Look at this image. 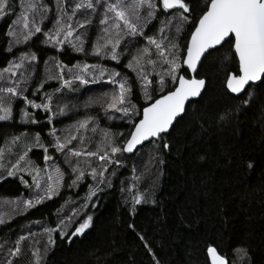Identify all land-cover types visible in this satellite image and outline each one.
<instances>
[{"label": "trees", "instance_id": "trees-1", "mask_svg": "<svg viewBox=\"0 0 264 264\" xmlns=\"http://www.w3.org/2000/svg\"><path fill=\"white\" fill-rule=\"evenodd\" d=\"M44 2L52 9L50 20L42 25L43 31L47 32L53 28L56 0ZM65 2L71 4L72 0ZM12 3L14 14L0 18V70L22 52L35 53L37 60L32 62L35 71L29 69L25 73V76L31 75V79L24 95L36 103L47 102L46 96L50 95L52 112L32 108L18 97L12 101L13 118L0 121V149H5L0 161L3 164L0 167V205L5 199L34 196L35 172L32 169H41V177L46 168L58 165L65 175L58 194L51 199H45L22 213L8 212V217L4 218L6 222L0 224V245L4 246L0 261L7 258V249L13 247L20 236L27 237L36 232L38 235L22 242L23 255L11 258L15 264H31L33 257L29 246L38 241L36 246L43 251L47 241V236L39 229L55 228L60 220L67 223V217L72 216V223L64 229L67 235L61 236L59 230L53 233L56 243L44 257V264H154L153 253L160 264H210L208 246L217 247L229 259L234 258L235 248L247 247L252 264H264V84L250 85L239 96L228 91L227 76L237 69L231 45L224 43L209 52L201 62L197 77L207 81L201 97L188 104L185 113L167 134L143 145L132 155H120L121 166L109 165L105 175L112 186L101 185L104 190L87 201L88 207L84 208L89 186H95V181L86 173V178L78 186H68L75 176L65 162L64 154L55 150V138L50 131L55 128L56 134L63 137L76 122L92 117L100 130L117 134L118 144L123 145L140 117H124L123 113L114 110L106 114L105 105L95 102L105 99L104 94H111L117 87L108 81L107 74L100 79L94 69L84 72V78L89 82L72 80L71 87H63L62 80L50 78V75H56V62L66 66L64 79H72L79 73L75 65H103L129 79L131 103L141 112L152 101L145 99L136 73L125 65L146 41L142 37H125L120 50L128 47L129 52L121 57L120 63L92 55L101 27V16L97 15L93 16V24L87 29L84 52L75 51L69 44L53 47L40 33L26 44L10 45L12 37L8 31L16 26L12 21L23 11L21 0H12ZM192 3L193 16L198 17L205 0H192ZM98 11L102 13L103 9ZM171 14V10L158 13L159 19L145 29L146 35L158 36L160 21ZM76 19H85L83 10L77 13ZM191 30L190 26H185L180 34L182 48ZM170 34L175 35L174 27ZM181 64L178 75L189 76L182 60ZM146 70L150 73L149 78L154 80L153 88H156L155 81L159 77L155 73L161 71L159 64L155 70L151 67ZM41 83L44 87L37 91ZM3 85L4 82L0 81V86ZM174 87L169 80L164 93L156 88L152 92L153 101ZM246 99L250 101L247 105L243 104ZM59 108H64V114L53 116L49 122V116ZM24 109L37 123L22 118ZM95 126L90 124L89 129L81 133L85 136L84 146L93 151L101 140L99 131H91ZM37 133L40 143L48 148L47 155L52 158L48 162L44 160L43 148L35 146ZM71 134L79 135L74 129ZM13 137H20L15 145L10 143ZM165 143L167 148L163 147ZM73 145L80 147L79 141H73ZM26 146L31 147L26 157L31 167L21 161L20 167L27 170L9 176L8 171L27 150ZM249 164L252 167H248ZM112 171L116 172L115 176L111 175ZM137 191L143 193L149 202L133 209L131 197ZM153 199L155 203L151 202ZM73 210H77L76 215ZM85 213L93 218L91 227L83 235L71 237ZM140 236L145 239L141 240ZM146 243L152 252L147 250Z\"/></svg>", "mask_w": 264, "mask_h": 264}, {"label": "snow or ice", "instance_id": "snow-or-ice-1", "mask_svg": "<svg viewBox=\"0 0 264 264\" xmlns=\"http://www.w3.org/2000/svg\"><path fill=\"white\" fill-rule=\"evenodd\" d=\"M20 6L23 9L22 13L12 21V24L18 28H10L8 31V35L12 37L10 45L26 44L40 33L53 47L69 44L75 51L84 52L87 29L93 24V16L99 15L101 16L99 20L101 27L93 44L92 55L120 63L121 57L129 52L128 47H123V50H120L125 37H142L146 43L136 50L125 67L136 73V79L140 82L145 99L153 101L152 92L156 88L164 93L169 80L175 86L174 90H168L166 94L160 95L159 98L154 99V102L143 107L141 113L131 103L132 84L127 77H121L120 72L109 71L103 65L83 64L81 66L78 64L74 68L79 69V73L74 74L72 79H64L63 73L66 66L62 62L55 63L54 67L57 72L55 76L50 75V78L62 80L63 87H71L72 80L88 83L89 81L84 78L83 73L93 69L98 73L100 79H103L107 74L108 81L117 87L111 94L105 93V99L95 102L105 105L106 114L110 110H114L123 113L124 117H141L138 122L133 124L134 130L123 145L118 144L117 134H113L109 130H100L95 118L92 117L76 122L71 129L66 130L69 134L63 137L56 134L55 128L50 131V135L55 138V150L64 154L65 162L69 164L71 173L75 176L68 186H78L79 182L86 178V173L95 181V186H89L86 203L82 206L84 208L88 207L87 201L104 190L100 187L101 185L112 186L111 180L105 175L109 171V165L121 166L120 155L132 153L138 145L149 138L161 137L185 112V102L190 97H197L201 94L206 81L197 79L195 76L188 79L184 75H178L182 68L181 60L183 65L187 66L185 71L196 72L201 58L209 50L229 43L234 49L237 69L227 76V88L232 93L239 94L250 82L259 81L264 84V0H205L204 8L201 9V14L198 17L193 16L195 9L192 0H72L71 4H66L65 0H56L55 19L52 20L53 28L47 32L43 31L42 25L45 21L50 20L49 13L52 9L44 0H21ZM100 8L103 9L102 13L98 11ZM81 10L85 14V19H76L77 13ZM169 10L172 14L160 21L161 27L158 29V36L156 34L146 35L145 29L154 20L159 19L158 13L165 14ZM11 14H14L12 0H0V18H6ZM185 26H190L192 30L190 38L182 48L179 37ZM173 27L175 29L174 36L170 34ZM11 50L9 47L8 51L11 52ZM153 55H155V59H153ZM36 60L35 53L22 52L19 57L10 61L7 67L0 70V81L4 82V85L0 86V121H9L13 118L12 101L18 97H22L26 104L32 108H43L46 112H52V97L50 95L46 96L47 102L44 103H36L24 95L31 79V75L25 76V73L29 69L35 71L32 62ZM158 64L161 71L155 73L159 79L155 81L156 88H153L154 80L149 78L150 73L146 69L151 67L155 70ZM48 71L50 74L51 69ZM68 71L73 70L69 69ZM43 87L44 84L41 83L37 91ZM249 102L246 99L243 104L247 105ZM64 111V108H59L57 112L49 116V122L52 121L53 116L63 115ZM22 118L31 123H37L26 109L22 110ZM90 124L96 125L91 127V131L93 133L99 131L101 135V140L97 143L94 151L84 146L85 136L81 134L82 130L89 129ZM73 129L79 135L71 134ZM118 135L122 137L123 133ZM18 141H20V137H13L10 143L15 145ZM73 141H79L80 147L74 146ZM35 146L43 148L45 162L52 159L47 155L48 148L40 143L39 133L35 135ZM163 147L167 148L168 144H163ZM26 148L27 150L19 155L16 163L11 166L12 170L8 171L9 176L15 175L16 171L27 170L20 167L21 161H25L29 168L31 167L30 162L26 161L31 147L26 146ZM4 154L5 149H0V161L3 160ZM81 160H83V166H81ZM2 166L3 164L0 163V167ZM248 167H252V165L249 164ZM32 171L35 172L33 175L34 186L39 191L32 199L23 200L17 205L23 211L57 195L64 181L65 173L58 165L53 167L52 172L47 173V179L43 185L40 183L39 177L41 169L35 168ZM133 171L135 172V169ZM111 175L115 176L116 172L112 171ZM21 180L27 184L23 177ZM135 180H139V177H135ZM135 186L134 183L133 187ZM131 199L133 209L136 205L149 202L148 198L139 191L135 192ZM151 202L155 203V200L153 199ZM73 213L76 215L77 210H73ZM92 219L91 215L85 213L82 222L78 221V226L71 232V237L83 235L91 226ZM72 221L73 217L69 216L67 223L62 219L55 228L43 229V234L47 236L43 251L36 246L38 241H34L29 246L33 257L31 264H44V257L56 243L53 233L59 230L61 236L67 235L64 229ZM5 222L4 217L0 216V224ZM35 235L37 234L29 233L27 237L20 236L14 246L7 249V258L0 261V264H15L11 258L23 255L22 242ZM140 239L144 240L145 238L140 236ZM145 247L149 252H152L147 243ZM3 250L4 246L0 245V251ZM233 252L234 258L229 259L221 254L217 247H207L210 264H252L249 248L237 247ZM153 260L154 264H160L155 253H153Z\"/></svg>", "mask_w": 264, "mask_h": 264}, {"label": "rangeland", "instance_id": "rangeland-1", "mask_svg": "<svg viewBox=\"0 0 264 264\" xmlns=\"http://www.w3.org/2000/svg\"><path fill=\"white\" fill-rule=\"evenodd\" d=\"M23 10V9H22ZM49 16H50V18H51V14L49 13ZM54 19H55V17H54ZM53 19V20H54ZM18 28V26H15V27H13L12 29H17ZM52 170H53V167H49V168H46L45 169V171L44 172H41V177H40V183L43 185V184H45V182H46V179H47V173L48 172H52ZM40 176V175H39ZM35 187V186H34ZM36 189V188H35ZM39 190L38 189H36V193L38 192ZM36 193L34 194V196L36 195ZM42 194V193H41ZM34 196H32V197H28V196H22V197H20V198H16V199H5V200H3L2 202H1V205H0V213H1V216H3L4 218H7L8 217V212H15V211H18L19 213H22V212H24L23 210H22V208L21 207H17V205L21 202V201H23V200H27V199H32ZM91 227V226H90ZM89 227V228H90ZM88 228V229H89ZM43 229H44V227L43 228H41V229H39V230H42L43 231ZM87 229V230H88ZM36 233V232H35ZM38 235V234H37Z\"/></svg>", "mask_w": 264, "mask_h": 264}, {"label": "water", "instance_id": "water-1", "mask_svg": "<svg viewBox=\"0 0 264 264\" xmlns=\"http://www.w3.org/2000/svg\"><path fill=\"white\" fill-rule=\"evenodd\" d=\"M190 38V37H189ZM219 47H221V46H217V48H219ZM212 50H214V49H211V50H209V52H211ZM234 50V49H233ZM208 52V53H209ZM208 53H206L205 54V56L208 54ZM205 56L204 57H202L201 58V62L203 61V59L205 58ZM201 62L198 64V66H197V70H196V72H192L191 70H187L188 72H189V76H185L184 74H180V75H184L186 78H188V79H191L193 76H195V78H197V79H204L205 81H206V79L205 78H200V77H197V72H198V69H199V67H200V64H201ZM183 67L186 69V65H183ZM231 74V73H230ZM260 82L259 81H257V82H250V84L249 85H246L245 86V90H246V88H248L250 85H256V84H259ZM206 84H207V81H206ZM206 84H205V87H204V89H202L201 90V94L199 95V96H197V97H190L186 102H185V111H186V108H187V106H188V104L190 103V102H192V101H194V100H197V99H199L200 97H201V95L203 94V92H204V90H205V88H206ZM226 87H227V81H226ZM228 89V88H227ZM174 90V89H173ZM244 90V91H245ZM228 91L232 94V95H235V96H239V95H241L242 93H239V94H237V93H232L229 89H228ZM166 94V93H165ZM159 98V97H158ZM152 102H154V101H152ZM147 106V105H146ZM141 113H142V111H141ZM185 113V112H184ZM184 113H182L181 114V116L184 114ZM180 116V117H181ZM180 117H178L177 118V120L180 118ZM141 118V117H140ZM176 120V121H177ZM176 121H174V124H175V122ZM138 122V121H137ZM173 124V125H174ZM173 127V126H172ZM172 127H170L169 128V130L166 132V133H163L162 135H164V134H167L170 130H171V128ZM133 130H134V128H133ZM132 130V131H133ZM129 138H130V136H129ZM128 138V139H129ZM160 137H158V138H149V140H146V141H144L141 145H138L137 147H136V149H134V151L132 152V153H125V154H127V155H132L133 153H135L136 151H137V149L138 148H140V147H142L143 145H145V144H147V143H149V142H151V141H153V140H158ZM209 258V257H208ZM209 261H210V258H209Z\"/></svg>", "mask_w": 264, "mask_h": 264}, {"label": "bare ground", "instance_id": "bare-ground-1", "mask_svg": "<svg viewBox=\"0 0 264 264\" xmlns=\"http://www.w3.org/2000/svg\"><path fill=\"white\" fill-rule=\"evenodd\" d=\"M42 130V129H41ZM42 133V132H41ZM46 145V144H45ZM44 162V161H43Z\"/></svg>", "mask_w": 264, "mask_h": 264}]
</instances>
